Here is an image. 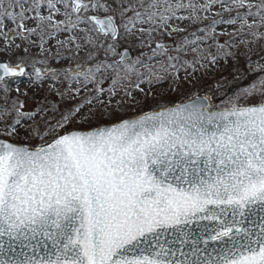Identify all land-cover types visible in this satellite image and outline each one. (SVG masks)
Segmentation results:
<instances>
[{
    "label": "snow or ice",
    "instance_id": "6c2138e0",
    "mask_svg": "<svg viewBox=\"0 0 264 264\" xmlns=\"http://www.w3.org/2000/svg\"><path fill=\"white\" fill-rule=\"evenodd\" d=\"M0 56V264H264V0H0Z\"/></svg>",
    "mask_w": 264,
    "mask_h": 264
},
{
    "label": "rangeland",
    "instance_id": "374dc122",
    "mask_svg": "<svg viewBox=\"0 0 264 264\" xmlns=\"http://www.w3.org/2000/svg\"><path fill=\"white\" fill-rule=\"evenodd\" d=\"M17 43H19V40H17ZM54 45V42H53ZM31 51L36 52L37 49H31ZM53 51H55V48L53 47ZM84 49L81 50L80 55H84ZM8 57L0 56V59H7ZM232 61L229 62V65H231ZM227 68L228 66L223 65V62H221V65L212 68L209 67L207 71L199 70L195 74L191 75L189 77L191 83L184 84L177 92L172 93V96L176 97L177 99H183L184 94L191 95L193 93H203L204 91H208L209 89H214L215 85L218 83H221L223 80V76L227 75ZM243 71V69L241 70ZM189 72H191V69H189ZM235 75H240V73H236ZM232 76H228V80H232ZM243 86V84H241ZM167 88V84L163 86V88H157V92H163L164 89ZM190 90V91H189ZM83 95V92L81 93ZM224 97H221L223 99ZM58 99V98H57Z\"/></svg>",
    "mask_w": 264,
    "mask_h": 264
},
{
    "label": "trees",
    "instance_id": "16d2710c",
    "mask_svg": "<svg viewBox=\"0 0 264 264\" xmlns=\"http://www.w3.org/2000/svg\"><path fill=\"white\" fill-rule=\"evenodd\" d=\"M220 100H221V97H220V96H215V97H214V101H215L216 103H219Z\"/></svg>",
    "mask_w": 264,
    "mask_h": 264
}]
</instances>
